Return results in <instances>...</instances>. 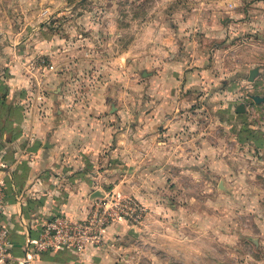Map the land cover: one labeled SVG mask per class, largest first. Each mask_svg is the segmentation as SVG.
Wrapping results in <instances>:
<instances>
[{"label": "crops", "instance_id": "1", "mask_svg": "<svg viewBox=\"0 0 264 264\" xmlns=\"http://www.w3.org/2000/svg\"><path fill=\"white\" fill-rule=\"evenodd\" d=\"M170 2L186 6V11L174 13L171 24L150 20L143 34L117 53L118 61L125 60L133 70L144 62L138 70L147 80L133 87L147 90V106L141 105V94L128 95L131 104L126 105L111 101L110 92L83 102L67 98L59 65L33 69L27 55L0 50V172L5 177L1 219L11 237L9 257L0 264H143L146 248L180 247L192 252L182 254L181 264H224L217 247L222 241L236 242L232 227H212L216 243L209 258L200 242L207 229L202 211L158 209L162 202L176 208L188 200L177 190L183 185L179 178L186 179L188 173H194L198 187H205V170L207 165L215 167L217 145L214 134L208 139L189 130L190 116L199 109L190 107L204 96L199 91H210V100L220 91L216 82L208 81L220 66L214 30L206 28L218 20L213 13L210 19L202 17L195 1L164 0ZM163 190L170 196H163ZM111 191L131 194L151 208L141 226L117 219L107 225L103 246L83 252H35L34 241L46 220L57 214L85 218L94 201ZM162 219L167 220L164 231L158 228ZM245 264H264V259Z\"/></svg>", "mask_w": 264, "mask_h": 264}, {"label": "rangeland", "instance_id": "2", "mask_svg": "<svg viewBox=\"0 0 264 264\" xmlns=\"http://www.w3.org/2000/svg\"><path fill=\"white\" fill-rule=\"evenodd\" d=\"M182 1H195L200 5L202 17L210 19L213 13L218 20L211 21L206 28L214 30L213 38L219 49L215 60L220 66L219 73L210 75L208 81L216 82L220 91L213 100L208 98L210 91H199L204 96L190 107L199 109L195 116H190L189 130L191 135L208 139L214 134L215 167L210 169L207 165L203 189L196 185L192 172L184 175L186 179L179 178L183 185L177 190L188 200L179 202L176 208L175 204L162 202L158 209L202 211L207 229L200 242L205 244L209 258L216 243L212 227L220 223L237 233L236 242L222 241L221 247H217L224 264L264 259V0H234L231 4L226 0ZM163 3L164 0H0V50L27 55L33 69L59 65L66 77L61 84L67 98L83 102L110 92L114 94L111 101L121 100L120 104L126 105L131 104L128 95L141 94V105L147 106L144 102L147 90L144 93L133 87L138 80H147L138 70L145 66L144 62L133 70L125 60L118 61L117 53L128 48L150 20H166L171 24L177 17L174 13L186 11V6L183 8L176 2L162 6ZM205 3L209 6L201 7ZM198 34L201 32L197 31ZM253 69L256 74L250 80L249 72ZM241 103L245 110L236 112ZM107 193L138 202L142 209L136 214V221L128 216L119 219L130 227L142 225L151 209L147 204L131 194ZM213 212L223 215L208 219L207 215ZM165 221L158 223L162 231L167 227ZM179 221L174 220V224L179 226ZM165 240L164 235L160 237L162 243ZM180 250L181 247L168 251L146 248L142 262L153 264L154 259L149 256H155L161 264H181L182 254L188 256L192 252Z\"/></svg>", "mask_w": 264, "mask_h": 264}, {"label": "built area", "instance_id": "3", "mask_svg": "<svg viewBox=\"0 0 264 264\" xmlns=\"http://www.w3.org/2000/svg\"><path fill=\"white\" fill-rule=\"evenodd\" d=\"M5 177L0 172V262L9 257L11 247L10 231L1 219L4 210ZM141 206L134 199L118 198L114 193L94 201L88 215L82 219H74L64 214L54 215L46 220L35 239V252H53L68 249L73 252H83L91 247H100L105 242L107 225L119 218L131 217L137 220Z\"/></svg>", "mask_w": 264, "mask_h": 264}, {"label": "water", "instance_id": "4", "mask_svg": "<svg viewBox=\"0 0 264 264\" xmlns=\"http://www.w3.org/2000/svg\"><path fill=\"white\" fill-rule=\"evenodd\" d=\"M255 74H256V70H255V69L251 70V71L249 72V79L251 80V79L254 77ZM254 99H255V100H258L257 97H254ZM236 110H237V112H243V111L245 110L244 104H242V103L239 104V105L236 107ZM219 186H220L221 188H223V184H222V182H220Z\"/></svg>", "mask_w": 264, "mask_h": 264}]
</instances>
